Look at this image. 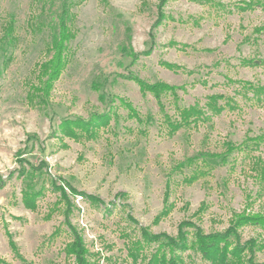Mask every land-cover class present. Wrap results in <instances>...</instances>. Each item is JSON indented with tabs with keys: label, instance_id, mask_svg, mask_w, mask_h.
Instances as JSON below:
<instances>
[{
	"label": "rangeland",
	"instance_id": "rangeland-1",
	"mask_svg": "<svg viewBox=\"0 0 264 264\" xmlns=\"http://www.w3.org/2000/svg\"><path fill=\"white\" fill-rule=\"evenodd\" d=\"M74 1L68 65L39 104L28 95L45 80L39 65L51 57L60 0H0V264H74L66 250L70 226L92 264H146L129 255L141 227L176 237L181 224L193 223L223 233L240 216H264V95L242 87L264 86V63L243 64L264 61V0H170L159 25L160 0ZM130 77L183 87L179 106H196L203 118L171 135L153 95ZM214 95L226 98L218 106L231 100L234 109L217 112ZM163 102L178 119L173 97ZM103 113L111 118L93 135L61 130L63 120ZM256 137L263 138L257 146L251 141L226 164L201 157ZM188 159L195 164L179 169ZM53 181L66 189L70 207ZM28 185L45 189L36 210L22 201ZM239 233L242 242H257L255 260L264 263V227L248 224ZM184 257L209 264L193 252Z\"/></svg>",
	"mask_w": 264,
	"mask_h": 264
},
{
	"label": "trees",
	"instance_id": "trees-1",
	"mask_svg": "<svg viewBox=\"0 0 264 264\" xmlns=\"http://www.w3.org/2000/svg\"><path fill=\"white\" fill-rule=\"evenodd\" d=\"M170 0H160V5L158 7V19L156 25L162 24L167 20V15L163 11V8L167 2ZM75 5L74 0H60V13L58 15V25L57 32L53 37L50 52L51 57L49 60L39 65V78L41 80L39 86H32L33 90L29 93L28 97L31 102L35 99H40L39 104H44L48 101L50 93L53 89L55 81L60 77L62 71L68 65V51L69 44L75 38L74 33L70 29L68 21L71 17V10ZM152 49H150L146 55H150ZM133 61L137 58V55H131ZM263 60H244L243 64L249 66H259L263 64ZM167 68L173 69L178 68L177 66L170 63H163ZM135 81L140 88L143 95L151 94L157 101L160 110L164 112L165 121L168 124L169 133L171 135L175 134L180 129L196 125L200 119L203 118L202 112L196 106L180 107L179 106V95L178 91L183 87L172 86L165 82H156L154 84L142 81L137 77H130ZM243 88L251 90L257 99H261L264 95V86H255L252 83H242ZM165 96H172L174 104L178 112V119H173L167 112H165V104L163 98ZM218 99H226L222 95H214L210 97L212 102L211 106L217 111L221 112L225 109L226 105L234 109L231 100H227L224 106H218ZM129 109L133 112V116L140 119L137 111L128 105ZM110 115L107 113L94 114V117L84 120L78 118L75 120L66 119L61 122V130L69 137H77V129L87 132L90 135L94 134L96 127L101 125H107L110 120ZM141 120V119H140ZM262 137H256V139L250 138V142L243 143L242 146H238L235 143L228 141L225 143L226 148L222 153H202L201 157L203 160L207 158H214L222 163H228V159L236 150H242L252 147L253 141L256 146ZM198 158V157H197ZM209 161V160H208ZM196 159H188L187 162L181 163L178 168L184 169L187 166H193ZM24 165H22L23 167ZM32 171L40 172L41 168L32 167ZM21 174L26 172V169L20 171ZM30 171H28L29 173ZM26 174V173H25ZM197 179V176H191L189 181L192 182ZM53 185V190L60 193V201L64 202L67 207H70V198L63 186L57 185L55 181L51 183ZM6 185L5 180L0 177V188ZM72 194H78L76 189L67 185ZM44 187L39 190L33 188L32 185H28L22 191V201L26 208L31 210H36L37 201L44 193ZM82 197H86L91 200L93 204L102 203L97 197L91 195L83 194ZM261 225L264 227V216H240L238 221H236L226 232L220 233H205L202 228L194 225L193 223H183L179 227L178 235L176 237L170 236L165 233L153 234L146 228H140L141 238L134 241L129 249V255L133 258L135 262L140 259L146 261V264H188L187 258L184 257V253L193 252L200 255L201 259L209 264H264L259 263L255 260L256 252L259 250L257 248V242L253 239L242 242L241 234L239 233V228L245 225ZM70 226V225H69ZM71 232L73 233V241L69 243L66 247L67 253L70 256H74V264H92L90 261L89 249L84 244L82 237L78 234L75 228L71 227ZM193 229V230H192ZM12 245L14 243L11 242ZM155 245V249L146 255L144 250L147 246Z\"/></svg>",
	"mask_w": 264,
	"mask_h": 264
}]
</instances>
